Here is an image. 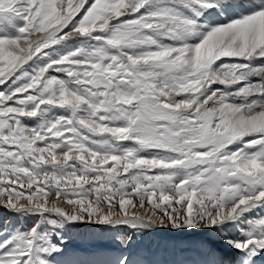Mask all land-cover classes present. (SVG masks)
<instances>
[{"label":"snow or ice","instance_id":"6c2138e0","mask_svg":"<svg viewBox=\"0 0 264 264\" xmlns=\"http://www.w3.org/2000/svg\"><path fill=\"white\" fill-rule=\"evenodd\" d=\"M0 209V264L81 224L264 264V0H0Z\"/></svg>","mask_w":264,"mask_h":264},{"label":"rangeland","instance_id":"374dc122","mask_svg":"<svg viewBox=\"0 0 264 264\" xmlns=\"http://www.w3.org/2000/svg\"><path fill=\"white\" fill-rule=\"evenodd\" d=\"M0 214L8 215L3 209H0ZM115 235L116 232L106 226L81 224L70 227L65 234L67 249L58 259L63 264H111L122 251L123 254L129 255L131 260L143 261L145 264H189L191 260L212 259L185 250L188 243L200 239L199 234L195 232L154 231L138 238L131 252L122 249L114 240ZM220 256H224V253L218 249L217 257Z\"/></svg>","mask_w":264,"mask_h":264},{"label":"bare ground","instance_id":"6f19581e","mask_svg":"<svg viewBox=\"0 0 264 264\" xmlns=\"http://www.w3.org/2000/svg\"><path fill=\"white\" fill-rule=\"evenodd\" d=\"M156 231H161V230H156ZM163 232V231H162ZM228 257V256H227Z\"/></svg>","mask_w":264,"mask_h":264}]
</instances>
